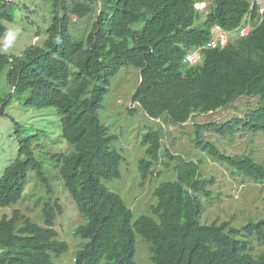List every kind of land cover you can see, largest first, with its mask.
Wrapping results in <instances>:
<instances>
[{
  "label": "trees",
  "instance_id": "obj_1",
  "mask_svg": "<svg viewBox=\"0 0 264 264\" xmlns=\"http://www.w3.org/2000/svg\"><path fill=\"white\" fill-rule=\"evenodd\" d=\"M93 1L100 9L88 32L68 28L69 23L74 26L70 15L86 18ZM198 1L204 0H50L53 17L43 48L29 56L27 49L21 63H13V74L7 71L6 96L25 107L54 108L70 150L36 154L32 135L20 138L18 156L0 176V207L21 201L32 173L50 189L48 166L44 169L42 163L50 160L81 218L72 229L80 242L71 264H137L135 234L149 243L148 264H264V251L253 253L249 240L264 237V217L237 229L227 221H198L200 197L209 198L211 191L196 161L165 149L171 160H179L174 180L153 191L156 218L142 215L132 223L131 210L103 182L120 177L121 155L111 147L117 136L109 134L98 110L109 81L131 66L139 70V79L129 111L139 106L154 120L180 125L192 114L214 112L242 96L257 97V105L242 116L219 124L194 123L195 146L231 172L264 183V164L249 155L225 153L202 137L205 130L222 136L264 132V14L248 34L233 35L222 48L204 49L200 63L190 65L187 51L209 40L212 25L235 32L247 14L252 20L260 17L259 5L249 8L250 0H209L204 16L194 6ZM13 16L8 1L0 0V38L7 33L1 21H13ZM21 57L0 51V74ZM141 143L140 184L159 162L160 131L149 129ZM38 204L37 218L18 208L0 217V264H56L69 250L54 224L63 206L51 198Z\"/></svg>",
  "mask_w": 264,
  "mask_h": 264
},
{
  "label": "rangeland",
  "instance_id": "obj_2",
  "mask_svg": "<svg viewBox=\"0 0 264 264\" xmlns=\"http://www.w3.org/2000/svg\"><path fill=\"white\" fill-rule=\"evenodd\" d=\"M8 6L14 10V20H2L7 27V33L0 38V51L8 55L22 56L19 62L13 60L0 74V176L5 167L11 163L19 152L18 140L25 135H32V147L36 154L50 152L63 153L70 150L67 142L62 138L60 116L52 107H25L16 98L9 99L6 94L10 91L6 74H13V63L19 65L25 57V51L30 49L29 55L39 52L47 39L46 30L52 23L53 11L50 0H7ZM198 1L196 9L204 16L210 3L204 0V6ZM100 9L99 2H91V12L84 19L71 14L68 28L85 35L96 18ZM138 26V25H136ZM71 36L73 33H71ZM73 38V37H72ZM74 40V38H73ZM24 55V56H23ZM27 57V56H26ZM139 70L134 67H122L109 81L108 91L104 95L98 116L109 134L116 135L111 147L121 155L119 166L120 177L103 181L112 192L117 193L131 210L132 223L139 216L146 215L156 218L151 206L156 204L154 189L163 181L174 180V165L177 159L171 160L166 153L193 160L199 164L200 175L207 182V189L211 196L200 197L202 211L197 217L201 224L213 222H228V227L240 228L249 219L257 220L264 217V183L253 182L230 169L220 162L212 160L201 148L195 146L194 123H222L234 116H242L249 109L257 105L255 96H242L231 104L206 114H192L183 124H171L163 119H150L144 111L136 106L134 112L129 109L135 103L131 96L137 86ZM136 85V86H135ZM6 96V99H5ZM161 133V148L159 162L153 169V174L140 184L138 161L144 157L145 145L141 140L149 130ZM202 137L213 142L217 148L230 155H249L255 161L264 164V132L236 131L233 135L222 136L213 131H203ZM35 154V155H36ZM41 158L40 156L36 155ZM44 169L48 166L46 177L50 189L31 174V180L25 187L21 201L11 207H0V217L10 214L15 208L20 209L37 218L41 206L38 203L51 198L63 206V213L57 218L55 228L59 238L69 243V250L61 255L56 264H71V254L80 240L72 234L75 225L80 224L81 218L71 198L64 189L57 167H53L50 160L43 159ZM51 194L49 195V192ZM50 196V198H49ZM38 202V203H37ZM37 203V204H36ZM79 222V223H76ZM253 245V253L264 251V237L262 235L249 238ZM259 242V243H257ZM134 260L137 264L150 263L149 243L139 234H135ZM154 264V263H151Z\"/></svg>",
  "mask_w": 264,
  "mask_h": 264
},
{
  "label": "built area",
  "instance_id": "obj_3",
  "mask_svg": "<svg viewBox=\"0 0 264 264\" xmlns=\"http://www.w3.org/2000/svg\"><path fill=\"white\" fill-rule=\"evenodd\" d=\"M196 4L198 3H195L194 5L197 6ZM201 4L204 6L205 3L201 2ZM254 4L259 5V18L252 20L251 15L247 14L242 23L236 28L235 32L233 30L224 28L220 24L212 25L210 28L209 40L201 46L189 49L185 55L186 63L190 65H196L200 63L201 53L204 49L222 48L229 42L233 35H236L237 37L244 36L255 27L254 22H256L257 25L260 24L263 20L262 15L264 14V0H250L249 8L254 6Z\"/></svg>",
  "mask_w": 264,
  "mask_h": 264
},
{
  "label": "clouds",
  "instance_id": "obj_4",
  "mask_svg": "<svg viewBox=\"0 0 264 264\" xmlns=\"http://www.w3.org/2000/svg\"><path fill=\"white\" fill-rule=\"evenodd\" d=\"M202 2H204V1H202ZM201 3V2H200Z\"/></svg>",
  "mask_w": 264,
  "mask_h": 264
}]
</instances>
